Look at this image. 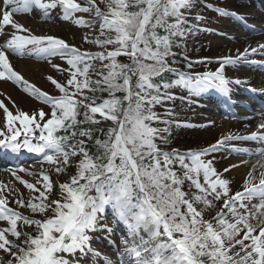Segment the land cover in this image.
<instances>
[{"label":"snow or ice","instance_id":"6c2138e0","mask_svg":"<svg viewBox=\"0 0 264 264\" xmlns=\"http://www.w3.org/2000/svg\"><path fill=\"white\" fill-rule=\"evenodd\" d=\"M195 6L196 0H0V80L23 85L50 106L49 112L14 114L0 99L5 115L0 156L18 158L26 151L41 165L39 172L23 167L11 172L27 197L0 182V264H88L89 257L97 264L101 254L90 233H107L111 243L106 207L113 210V223L125 229L118 264H264V171L257 174L253 165L234 189L226 174L238 166L219 171L214 163L222 150L264 161V147L254 153L231 143L264 145V121L249 135L229 134L187 152L164 150L163 134L170 129L153 126L173 123L154 111L177 99L171 89L190 97L215 91L231 105L230 85L242 81L228 79L225 66L247 61L264 68V62L249 60L264 54V43L218 58L215 71L192 74L172 67L173 47L201 31L186 15ZM34 10L44 20L58 10L57 16L87 29L83 41L99 50L33 34L16 17ZM9 53L52 64L64 75L62 82L48 77L58 94L30 85L14 70ZM57 57L66 67L52 63ZM165 114L174 115L170 108Z\"/></svg>","mask_w":264,"mask_h":264},{"label":"rangeland","instance_id":"374dc122","mask_svg":"<svg viewBox=\"0 0 264 264\" xmlns=\"http://www.w3.org/2000/svg\"><path fill=\"white\" fill-rule=\"evenodd\" d=\"M208 1L209 0H196V6L186 13L189 23L197 24L201 31L193 32L189 34L183 41H181L183 43V47H173L172 51L173 53H175V56L169 57V62L171 64V61L175 59L176 63L171 64L172 67L181 70L185 66L188 67L189 62H191V68L209 66L213 70H216L220 66L219 63L214 64L215 62H218V58L227 55L235 56L237 54V49L243 52L244 49L249 48V46L257 47L258 44L264 43V33H259L256 37L249 36V33L246 30L242 29L239 23L238 26L236 22L232 21L234 20V17L221 18V16L217 14L211 15L208 7H206L205 4ZM214 1L221 2L223 3V5L225 4L224 9L233 8L236 11H240V9H238V6L244 0ZM258 2L259 3L257 5H253V8L249 10V13H261V15H264V0H258ZM56 11L52 12V14L54 15L53 20H41L45 29L42 28L39 30H33V34L51 35V33H49L46 28L48 23L57 25H61V23H67V28L72 30V33L67 38H65L68 43L80 47L81 50H90L93 52L99 50L96 46L85 43L83 41L82 36L86 31H88L87 29L79 27L71 23L70 21L62 19L61 17L57 16ZM197 15L203 16L204 19L202 21H197L195 19ZM22 16L30 17L26 14ZM20 17L21 16H17L19 21ZM242 18L244 20L247 19L246 16H242ZM249 22L260 25L264 23V16L254 17L253 19H250ZM205 24H207L208 26H206ZM224 34H228V36H225ZM9 58L14 70L19 72L30 85H35L36 87L40 88L41 91H46L50 95L58 94V89L55 88L48 77L51 76L58 82H62L64 79V75L54 69L52 67V64L48 63V61L38 60L34 57H18L13 54L12 57L9 56ZM121 59L124 60V62H127L126 58L122 57ZM25 60H27V62L29 63L31 61L30 66H32L33 69L30 74L24 73V71L20 70V68L18 67V61ZM200 60L201 63L199 64L197 61ZM249 60L264 62V55L254 54L249 57ZM52 63L66 67V63L60 60L58 57L53 58ZM241 73H243V75H241ZM224 74L230 80L232 77H236L235 80H244L248 79L251 73H248V71H241V69L236 66L226 65ZM247 81L249 82V79ZM3 83H9L8 87ZM232 85V90H241L238 89V86L235 85V83H233ZM254 85L256 84H253V86ZM0 86V99L4 100L5 105L8 106L9 109L14 112V114L17 109L20 111L28 112L30 114L39 109H43L45 112L49 111V106L27 92L23 85L17 84L14 81L0 80ZM170 91L174 96H176V94H179L176 96L177 99L174 102H166L163 106L156 105L154 108V111L161 114L162 119H170L173 121V123L170 125H153L154 127H169L170 129L169 132L163 134L168 138V144L161 145L164 150L171 151L172 149H177L179 151H182L188 148H202L208 146L214 141L217 142L222 136L229 135L223 127V123L225 122V120H220L221 113L218 110V105L212 98L213 96L211 91L200 96H192L190 100L184 99L182 97L184 95L182 89L173 88ZM252 103L253 107L257 105V111H262L261 105L257 103L255 99L254 101H252ZM244 106H237L236 109L238 111L247 113L251 111V109H248ZM165 108L172 109L174 115H172L171 117L167 116L165 114ZM183 121H185L186 124L183 123ZM177 123H179L181 126L177 127ZM4 124L5 115L3 113V110L0 109V126L3 127ZM234 124H232L231 126L230 134L237 136L242 135L243 131L241 129L236 130L238 129V126ZM184 125L192 126L186 127ZM156 143L159 145L160 140L157 139ZM218 153L219 156L217 157L215 155L214 163L219 171H223L224 168L230 167V165L235 164L234 159L238 156H242L237 155L236 153L230 154L228 153V151L223 150L219 151ZM38 159L39 158L37 157L33 160H30L31 162L26 161L22 164L11 166L9 167L8 171H5V168L8 167L0 165V182H4L10 187L18 189L20 193H23V195L27 197L28 190L23 185H21L19 181L15 179V177L11 175V172L13 170H16L18 167H23L29 169L30 171L39 172L41 169V165L37 163ZM44 168L46 169L47 165H44ZM260 171H257V174ZM19 175H21L25 180L29 182H35L36 180V177L26 175L25 173H19ZM226 175L230 180L233 181L232 187L234 189H238L243 183V180L246 177L247 173L237 169L236 167L231 169V171ZM53 178L55 179V176H53ZM66 178L67 177H61V180L63 181ZM12 199L13 197L10 196V206H14L11 204ZM104 219L107 221L108 225L113 228L114 231L111 236V243L108 239L104 238L105 236H107V233L92 234V246L101 254L99 257H97V264H104L103 258L105 256L113 261H117L116 249L121 247L120 238L125 234L124 225L122 223H113V216L109 215L106 212L104 213ZM87 260L88 264H91V257L87 258ZM81 264H84V262L82 261Z\"/></svg>","mask_w":264,"mask_h":264},{"label":"bare ground","instance_id":"6f19581e","mask_svg":"<svg viewBox=\"0 0 264 264\" xmlns=\"http://www.w3.org/2000/svg\"><path fill=\"white\" fill-rule=\"evenodd\" d=\"M250 2H251V4H253L252 0H248L246 3L249 4ZM253 2H257V1L253 0ZM30 16H35L36 19H35V17L21 16L19 22L22 24H25V26L30 28L32 31L33 30H39L42 28L45 29V27L43 26V23L41 21L43 19L39 15L36 14V11H34ZM240 24L242 25V27L250 29L252 31L251 35H254V33H256V31H258V30L264 31V26L261 27L260 29L249 28L241 20H240ZM67 27H68L67 23H61V25L48 23L46 28H47V31L49 33H51V35L65 39L72 33V30L67 28ZM3 39H4V37H0L1 41ZM9 56L12 57V54L9 53ZM9 60H10V58H9ZM30 65H31V61H30V63L27 62V60L18 61V67L20 68V70L24 71V73H26V74H30L32 69H33L32 66H30ZM252 67H253L252 65L246 66L243 62H240V64H238V68H240L241 71H247ZM259 68H261V67H259ZM259 79H260V82L263 85V87L261 90H258V94L264 96V68H263V75H261L259 77ZM3 84L7 87L9 85V83H3ZM247 92H250V91L247 90ZM235 117L238 118L236 121H234V116L226 118V121L223 123L224 129L228 132V134H230L231 126H232V124L235 123L234 125L238 126V129H236V130L241 129L243 131L242 135H249L251 132L256 131L257 126L262 121H264V111L260 112V113L255 112L253 114H250V113L244 114V115H238L237 114V115H235ZM261 131H264V130H261ZM236 142L241 143V145H239L241 148H248V149L252 150L254 153H255L256 149L264 147V146H261L260 144H258L256 142H251V141H236ZM257 145H259V146H257ZM244 155L245 156H243V157H236L234 159V163L238 166L237 169L248 173L249 171H251L252 166L255 165L257 171L264 170V168H261V164H264V161L257 163V161L260 159V157L258 155H256V154H254L252 156H249L247 154H244ZM244 161H246L247 163H244Z\"/></svg>","mask_w":264,"mask_h":264},{"label":"trees","instance_id":"16d2710c","mask_svg":"<svg viewBox=\"0 0 264 264\" xmlns=\"http://www.w3.org/2000/svg\"><path fill=\"white\" fill-rule=\"evenodd\" d=\"M165 76L168 77L169 79H175V75L174 74H171V73H165ZM107 95V94H105Z\"/></svg>","mask_w":264,"mask_h":264}]
</instances>
